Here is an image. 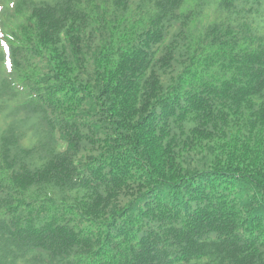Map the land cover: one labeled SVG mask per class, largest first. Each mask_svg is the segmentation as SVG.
Masks as SVG:
<instances>
[{"label":"trees","instance_id":"1","mask_svg":"<svg viewBox=\"0 0 264 264\" xmlns=\"http://www.w3.org/2000/svg\"><path fill=\"white\" fill-rule=\"evenodd\" d=\"M216 1L15 2L0 261L264 264V0Z\"/></svg>","mask_w":264,"mask_h":264}]
</instances>
